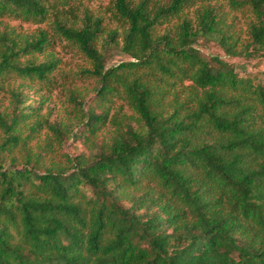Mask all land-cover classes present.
Instances as JSON below:
<instances>
[{"label":"trees","instance_id":"obj_1","mask_svg":"<svg viewBox=\"0 0 264 264\" xmlns=\"http://www.w3.org/2000/svg\"><path fill=\"white\" fill-rule=\"evenodd\" d=\"M79 1L92 0H0V18L41 24L49 10L74 15ZM226 1L251 18L238 50L210 5L196 11V27L182 19L175 31L157 32L195 0H113L126 28L121 45L111 33L101 53L100 20L85 13L81 27L53 21L90 61L98 107L120 98L135 118L114 120L111 141L98 150L46 168L50 145L32 154L21 130L35 111L10 90L12 110L0 113V264H264V85L193 47L210 39L229 56L264 58V0ZM49 45L45 31L2 33L0 88L10 75L48 81L54 63L19 59ZM113 49L131 61L107 68ZM78 107L77 132L43 119L31 122L30 135L40 123L59 144L65 135L87 144L113 119L109 109Z\"/></svg>","mask_w":264,"mask_h":264},{"label":"rangeland","instance_id":"obj_2","mask_svg":"<svg viewBox=\"0 0 264 264\" xmlns=\"http://www.w3.org/2000/svg\"><path fill=\"white\" fill-rule=\"evenodd\" d=\"M113 0H92L79 1L76 4L73 14H69L68 10L60 12L49 10V18L41 24H32L18 19L9 17L0 18V35L7 33L17 36L21 39L35 37L40 31H45L50 39V45L43 53H34L20 57L19 62L24 65L28 61L36 64L43 62H52L54 67L48 75L49 80L41 82L35 79H23L16 75H10L3 81L0 88V113L9 114L12 110V98L10 90L19 91L26 99V104L34 109L33 118L23 125V135L30 136L28 141V149L32 154H38L45 145L48 150L43 152L42 167H51L52 165L63 166L65 158L69 156H77L79 154L88 155L98 147L108 144L113 136L115 126L114 120L124 119L131 121L135 118L133 112L124 105L120 98H113L107 104H99L98 107L96 91L99 87L95 78L87 72L92 69L90 61L79 49L63 38L53 30V21L61 20L62 23L70 27H81L83 15L89 14L93 19L100 20L101 32L96 42V49L99 53L103 52L102 43L107 40L108 35L115 33L118 38L117 42L121 45V38L126 24L118 18L112 8ZM134 4L140 0H130ZM166 4L170 0H157ZM203 5L214 7L220 15L225 17L226 23L230 26L229 30L233 33L234 39H237V50L240 44L248 42V25L250 23V14L246 9L232 10L226 0H207L206 3L195 0V4L186 8L180 18L172 19L167 24L157 28V32L162 35L169 30L175 31L182 19L192 22L196 27L195 14ZM168 29V30H167ZM204 57H218L224 62L234 66L236 73L241 77L257 78L264 85V58L258 57L254 59H246L241 56H229L222 48L213 40L200 38L198 43L193 46ZM131 61L130 57L120 52L119 49H113L105 56V64L107 68L117 66L121 63ZM189 82L183 83L180 90L179 99L185 100L189 94ZM180 89V87H178ZM82 103V108L87 111L89 108L95 109L96 113L107 111L109 109V121L97 132V134L84 144L81 140L74 141L72 138L64 136L61 144H59L51 131L44 124H38L39 128L30 135L29 127L31 122L48 119L50 123H56L61 126H68L77 132L83 122L81 111L78 103ZM37 117V118H36ZM2 134L0 132V138ZM20 158L18 152L14 153Z\"/></svg>","mask_w":264,"mask_h":264}]
</instances>
